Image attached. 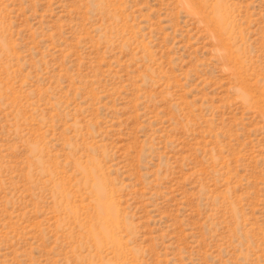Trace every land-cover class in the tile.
I'll return each mask as SVG.
<instances>
[{
    "label": "rangeland",
    "instance_id": "1",
    "mask_svg": "<svg viewBox=\"0 0 264 264\" xmlns=\"http://www.w3.org/2000/svg\"><path fill=\"white\" fill-rule=\"evenodd\" d=\"M0 264H264V0H0Z\"/></svg>",
    "mask_w": 264,
    "mask_h": 264
}]
</instances>
